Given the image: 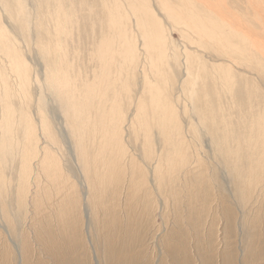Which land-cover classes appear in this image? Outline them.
Returning a JSON list of instances; mask_svg holds the SVG:
<instances>
[{
    "label": "rangeland",
    "instance_id": "obj_1",
    "mask_svg": "<svg viewBox=\"0 0 264 264\" xmlns=\"http://www.w3.org/2000/svg\"><path fill=\"white\" fill-rule=\"evenodd\" d=\"M84 1L68 0L62 5L71 13L72 30V34L61 39L63 51L56 50L57 23L53 19L56 12L42 7L40 14L48 20L51 31L47 34L39 27V46L50 49L52 69L62 66L76 81L80 103H86L83 99L86 84L96 87L103 102L99 112L106 110L104 114L108 116L115 111V116L123 120L124 130L114 133L118 135L119 147L127 151L119 163L124 174L120 183L114 185L116 171L108 163V175L103 166L108 159H115L116 153L108 138L104 144L105 133L94 126V107L90 112L93 119L83 129L86 134L82 131L86 135L83 139L62 129L56 113L49 114L56 104L48 101L49 129L44 134L40 123L33 119L40 118L37 110L40 87L30 84L29 96L23 91L19 94L17 77L5 70L13 94L9 103L17 126L13 138L7 139L15 148L10 150L8 159L0 161V264H264V52L259 49H264V0H250L254 3L251 7L249 0L196 2L202 11L205 4L214 1L213 9L216 5L217 10L220 7L231 24L235 19L233 23L240 25L237 27L248 38L251 31L257 34L256 39H250L260 54L253 52L250 41L245 62L241 63L237 56L223 60L215 52L212 55V49L206 50L196 42V34L188 33L164 16L158 0H148V7L166 25L169 53L172 46L176 51L193 53L192 66L197 64V68H192L194 75L189 78L194 83L185 75L183 56L180 64L171 62L166 66L167 58L160 57L164 52H159L152 43L150 48L155 51L147 48L148 38L141 29L147 26L152 30V26L143 11L132 14L129 4L133 2L129 0L128 7L126 0H108L120 5L124 18L120 32L124 39L116 40L115 36L111 56L100 61L107 47L103 43L112 42L110 19L100 3L104 0ZM165 1L177 7L181 4L179 0ZM136 19L142 23L136 24ZM36 30L38 33V27ZM19 44L32 70L43 64L38 47L34 51L21 40ZM193 49L200 51L194 53ZM210 53L212 57L208 56ZM208 57L219 60L212 64ZM148 58L159 71L154 70L152 63L148 64ZM158 58L162 61L158 62ZM220 65L229 70L228 79L222 76ZM6 67L8 64L0 56V70ZM148 82L156 83L161 97L172 101L176 118L173 126L170 123L165 128L168 120L152 110L150 94H146ZM187 83H193L196 89ZM191 91L193 97L189 95ZM46 94L53 99L50 93ZM94 101L95 105L100 102L97 98ZM22 119L33 121L36 126L33 134L18 128L24 122Z\"/></svg>",
    "mask_w": 264,
    "mask_h": 264
},
{
    "label": "bare ground",
    "instance_id": "obj_2",
    "mask_svg": "<svg viewBox=\"0 0 264 264\" xmlns=\"http://www.w3.org/2000/svg\"><path fill=\"white\" fill-rule=\"evenodd\" d=\"M64 1H67L68 2V0H0V56L3 59L4 63L8 64V67H6L5 69H1L0 70V105H2V108H0V136H2L1 139H0L1 140L0 141V145H1L0 151L2 152V158H0V161L1 162H4L5 159L7 158V156L10 155V153H11L10 150H12L13 148H15V147H13V145L10 142H7V139L8 138H13L14 129L17 126V124H15V122H14V120H16L15 117H14V115H13L14 112L12 114V110H11L10 103H9V101L11 100V97H13V94L10 91V87H9L8 81H7L6 77H5V70H6V71H10L12 74H14L17 77L18 82H19L18 83V86H19V94H20V91L21 92L23 91L26 96H29L30 94H29V89L28 88H29V85L30 84L31 85L35 84V86H37V87L39 86L40 87V91L38 93V100H37V102H38V109L37 110H39L40 118L34 117L33 119L36 120V122L38 124L40 123V126L42 127V131H43L44 134H47V129H49L47 127L48 119L46 118V110L48 108V103L49 102H51L52 104H54V103L56 104L55 109L53 111H50L49 114L52 115V116H54L55 113H56V118H58L61 121V125L64 127L62 129L65 130L66 133L70 134L71 136H72V134L74 135L76 133L81 138H83V136H85V138H86V135H84L82 133V131H84L83 129L85 127L86 128L88 127L89 122L91 123V121H92L91 119H93V117L90 116V112H91L92 107H94V109H95L94 110V114H95L96 120L93 123H94L95 128L97 127V130L100 128L101 133H103V134L105 133V136H104V144H105V142H108V140H107V138H108L109 141L112 142L111 144L114 145V147H112V149H114V152L116 153L115 159L113 157H112L113 158L112 160L108 159V162H105L103 166H105V169H106V172L108 173V175L110 174V170H109V168L107 166L108 163H110L113 166L114 170L116 171L114 173V177H113V182H114V185H115V184L120 183L119 181H120L122 175L124 174L123 173V169L121 168V166H120L119 163H121L122 156L127 154L126 149H124L122 147H119L118 135L114 133V132H116V130H120V131L121 130H124V129H122L123 120H119L115 116V111H112L108 116H105V114H104L106 110H103V112L102 111L99 112V110L103 108V106H102V103L103 102L101 101L100 91L97 90L96 87H92L91 86V88H90V86H88L86 84V86L88 88L86 89L87 91L85 92L84 97H83V99L85 98L84 101L86 103L85 104L80 103L79 100H80L81 96H79V94H78V85L76 84V81L74 80L75 81L74 82L71 79V77L69 76V72L66 69L63 70L61 68L62 66H56V67H54V69H52V67L50 65V62H49V57L51 55L50 49L47 46H45V45L43 46L42 44L39 46V43L41 42V40L39 39V35H38L39 34V27H40V29L44 30L47 34H50V31H51L50 25L48 24V20L45 17L43 18L41 16V14H40V9L45 6L50 11L52 9H54V11L56 12L54 15L53 14H50L51 16L53 15L54 23L55 24L57 23L56 26H55V28H54V30L56 31V34H57L55 36H57V39H58V42H57V45H56V50L63 51V48L61 47V42H62L61 39H62V37H66V36L72 34V30L70 29V26H69V24H70L69 21H71L70 20V14L71 13L69 14L68 13L69 11L67 12L66 10L63 9L65 7V6L62 7V5L64 4ZM129 1L133 2L132 4H129L130 5V8H131V11H132V14H134L135 11H137V10H141V11H143V14H144L145 19H146V17L149 18V21L148 22H149L150 26H152V30L151 29L148 30L146 28L147 26L145 27V29L144 28L141 29V30H143L142 33L146 35V39L148 38V41H149V42L147 41V44H149V46L147 45V48L154 50V48H150L151 47L150 46V43H152V46H154L155 48L157 47L158 50H159V52L160 51L164 52V54L160 55V57L161 58H167V64H166V66H168V64H170L171 62L174 63L175 65L180 64L181 57L183 56V61H184L183 62V66H185V75L187 76V79L189 78L190 75H194L193 70H192V68L194 67V66H192V63L194 62L193 61L194 60L193 59L194 56L192 55L193 53L192 54L191 53H188L187 50H185L186 52L176 51L177 49L174 50L173 49V46H172V53H169V52H171V50H170L171 47L170 46L167 47V40L169 38H168V34H167L166 25H163L162 20H161L162 18L159 19V18L156 17L158 14L156 16L154 15L153 11L150 9L151 6L148 7L149 6V1L148 0H129ZM158 1L160 2V5L162 7V13H164V16L166 18H168L170 20V22L172 21L171 23H175L178 26L180 25L181 27H183L184 30L186 29L188 31V33L190 32L192 34H196L197 37H198V39L197 38L195 39L196 42L198 44L201 43L202 46H203V48L206 49V50L212 49L213 50L212 55L215 52L217 55H219L218 57L223 56V60L225 58L228 59L227 57H230V59H234V57L237 56L239 63L245 62L244 60H245V58L247 56V53L249 51L248 49H250L249 48L250 41H251L250 38H255L256 39L257 34L256 33H253L250 30L251 31V35L249 36L250 38H248L246 36V34L244 32H242L243 30H241L240 28H238V27H240V25L237 24L238 25V27H237V25L235 23H233L235 21V19H233L232 24L229 23L227 17L223 16V11H222V9L220 7L218 8L219 10H217V5L215 6L216 9H213L214 7L211 6V3H214L215 0L213 2H211V3L209 2L210 4H208V5L205 4L203 6V10H202L203 12L201 11L200 8L199 9L197 8V5H196L197 0H179V1H181V4L178 7L169 4L165 0H158ZM220 1L221 0H219V2ZM251 1L249 0L250 7L253 6V4H254ZM67 2L65 4H67ZM100 3H103L104 8L108 12V18L110 19L109 22H108V27H109L110 34L113 35V37L111 39L112 42H108L107 44H106V42L103 43L104 45H107V47L104 49V51H102V54L100 53L101 54V57H99V58H100V61H101L103 58L107 59L108 56H111L110 55L111 54L110 53V50H111V47H113L112 45L115 43V41H114L115 36H116V40H117L118 37L120 39H122V40L124 39L123 34L121 35V32L122 31L120 32V29L123 26V19L124 18L122 17V12H121V8H120V5L119 4L117 6L116 3L108 2V0H107V2L104 0V1H101ZM206 3H208V2H206ZM217 3H218V1L216 2V4ZM70 4H69V6H70ZM114 4H115V6H114ZM218 4H220V3H218ZM261 4H262V2H261ZM202 5H203V3H202ZM214 5L215 4H213V6ZM55 6L57 8H55ZM125 6L128 7L127 0H126V3H125ZM157 8H159V7H157ZM56 9H57V11H56ZM152 9H153V7H152ZM251 9H253V8H251ZM154 10H155V8H154ZM255 11L253 13L255 15H257L256 14L257 12L255 13ZM138 13H139V11H138ZM42 14H43V12H42ZM47 17H49V15ZM254 19L256 20L255 17H254ZM257 20H259L258 15H257ZM137 21H139V20L136 19V24H137ZM164 21H166V20H164ZM140 23H142V22H140ZM140 23H139V25H140ZM44 24H45V26H44ZM36 27H38V33H37V30H36ZM53 27H54V25H53ZM139 28H141V27H139ZM242 29H244V28H242ZM14 30H17L19 32V36L17 35V32H15ZM126 30H127V28H126ZM176 32H177V30H176ZM123 33H125V32H123ZM181 33H182V31H181ZM104 34L105 33H103V35ZM126 35H128V34H126ZM104 36H106V35H104ZM142 38H143V36H142ZM20 40H21V42L25 46L30 45L33 48V50H34V48H37L38 47V52L40 54L41 60H42V62H43L44 65L41 64V63H39V64H37L36 68L33 67L34 76H31V71L33 72L32 67L30 66L29 62L27 61V59L25 58L23 52L21 51L20 44H19ZM93 40H95V39H93ZM108 40L110 41V39H108ZM125 44H127V43L125 42ZM188 44L189 43H187V45ZM119 45H121V44H119ZM123 45H122V47H123ZM251 45L254 46L253 49L252 48L251 49L253 50V52L256 55H259L260 54V51L264 52V49L263 48H260V47H259L260 51L258 49L259 52L256 49H254L255 46H256V44L254 42H252V41H251ZM129 46H131V45H129ZM132 46H134V45H132ZM178 46H177V48H179ZM124 47H126V46H124ZM181 47H182V45H181ZM197 47H198V45H197ZM97 48H99V47H97ZM256 48H258V47H256ZM125 49H127V48H125ZM125 49H123V50H125ZM119 50L120 49H118V51ZM121 50H122V48H121ZM178 50H180V48ZM190 50H191V48H190ZM199 51L200 50H198V51L196 50L195 51L193 49V52L194 53L195 52L198 53ZM132 54H131V56H132ZM210 55H211V53L208 56H210ZM212 55H211V57H212ZM213 58H214V56H213ZM196 59H200V58L196 56ZM208 59L212 62V64H214L215 61L217 63L218 60H219V59L218 60L212 59L210 57H208ZM131 60H133V59H131ZM153 60H155V59H153ZM158 60H159V58H158ZM160 60L158 62H160ZM146 61H147V59H146ZM196 61H198V60H196ZM106 62H109V61L106 60ZM151 63L153 64V62L151 61V58L150 59L148 58V64H151ZM181 64H182V61H181ZM195 65L197 66V64H195ZM198 65H199V63H198ZM217 65H219V64H217ZM156 66H154V64H153V67H155L154 70H156V71L158 70L159 71V68H157ZM196 66L194 68H197ZM220 66H221L222 76L224 78L228 77L229 70H226L227 68H225V67H224L225 69L222 68L223 67L222 65H220ZM180 67H181V65H180ZM150 68L153 70L152 66ZM216 68H217V66H216ZM122 69H123V67H122ZM156 71H155V73H156ZM161 71L158 72V73H161ZM106 72H108V71H106ZM150 72H152V71H150ZM171 72H172V70H171ZM205 72H206V70H205ZM155 75H157V74H155ZM195 77H196V74H195L194 78ZM197 77H199V76L197 75ZM166 78H165V80H166ZM228 78H226V79H228ZM187 79L185 78L184 81L186 82ZM189 80L191 82H193V81L195 82L194 79H190L189 78ZM222 80L225 81V79H222ZM146 82H147V78H146ZM160 82H162V81L160 80ZM86 83H87V81H86ZM193 83H191V84L193 85ZM187 84H189V86L191 88L192 85H190V83H187ZM92 85H94V84H92ZM145 86L148 89V92H146V91L145 92H146L147 96H148V93L150 94V97H151V100H152V104H151L152 105V110L155 111V113L158 114V116L161 119H164L165 121L168 120L166 123H164V127L165 128L167 126H169L170 123L173 126L174 120L176 118H175V115H174L175 112H174L173 107L171 105L172 101L170 103V101H168L167 99H163L161 97V95H160L161 91H160V89H158V87H156V83L154 85L153 83L151 84V83L148 82L147 84H145ZM166 86H168V83H166ZM183 87H184V85H183ZM185 88L186 87H184V89ZM193 89H196V86H195V88L193 87ZM95 90H97L99 92L93 97V93L95 92ZM101 90H102V88H101ZM46 92H48V93H50L52 95V97H53L52 100L48 98ZM189 95H191V97H193L194 96V92L191 91V94H189ZM103 97H104V95H103ZM95 98H97L100 101L98 103V105H95L94 104L95 103V101H94ZM171 100H173V98ZM143 102L145 103V101H143ZM144 106H146V105H143V107ZM143 110H145V108H143ZM23 117L25 118L24 114H23ZM156 118H157V116H155V119ZM52 119H54V118H52ZM22 121H24V120L22 119ZM130 121H131V119H130ZM176 122H178V121H176ZM146 123H148V122H146ZM130 124H131V122H130ZM132 124H134V123L132 122ZM34 127L36 128V126L33 124V121L31 119H28L27 121L22 122V125H19L18 128L20 130H21V128H24V132L30 134L32 132L34 133V130H36ZM66 128L68 129V131L66 130ZM176 128H178V127L176 126ZM170 129H172V128H170ZM84 133L86 134L85 131H84ZM170 134H171V132H170ZM171 135H173V134H171ZM71 146H72V144H71ZM31 147H32V145H31ZM22 149H24V147ZM28 152L30 153V151H28ZM31 152H33V151H31ZM118 154H119V157H117ZM18 155H21V154L18 153ZM30 155H31V153H30ZM23 156H25V155H23ZM49 156H51V155H49ZM38 157H40V156H38ZM29 158H28V160H30ZM106 158H107V156H106ZM46 159H44V160L47 161ZM39 160H40V158H39ZM54 160H55V162H57L56 161V158L55 159L53 158V161ZM74 160H75V158H74ZM6 161H8V160H6ZM47 162H45V165H47L46 164ZM76 162H77V160H76ZM78 162H79V159H78ZM5 164H6V162H5ZM26 164H28V163L26 162ZM49 164H51V162H49ZM54 164H56V163H54ZM54 164H53V166H54ZM36 166H39V164L36 165ZM21 167H23V166H21ZM83 167H84V164H83ZM41 168H42V166H41ZM120 168H121V171H120ZM100 169H101V167H100ZM24 170H26V169H24ZM90 170L92 171V169H90ZM161 171L162 170H160V173H161ZM233 171H234V169H233ZM49 172H51V171H49ZM153 172H155V171H153ZM99 173L102 174V172H99ZM25 174H26V172H25ZM84 175H83V177H84ZM27 176H28V174H27ZM56 177H54V180H55ZM86 183H88V182H85V184ZM129 188H131V187L129 186ZM21 190H23V189H21ZM25 200H26V198H25Z\"/></svg>",
    "mask_w": 264,
    "mask_h": 264
}]
</instances>
